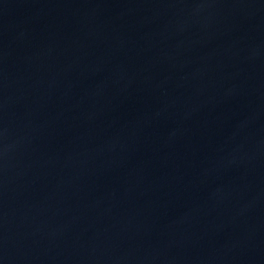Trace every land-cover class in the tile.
<instances>
[{"label": "water", "instance_id": "water-1", "mask_svg": "<svg viewBox=\"0 0 264 264\" xmlns=\"http://www.w3.org/2000/svg\"><path fill=\"white\" fill-rule=\"evenodd\" d=\"M0 264H264V0H0Z\"/></svg>", "mask_w": 264, "mask_h": 264}]
</instances>
